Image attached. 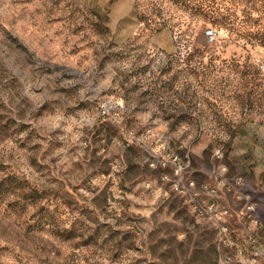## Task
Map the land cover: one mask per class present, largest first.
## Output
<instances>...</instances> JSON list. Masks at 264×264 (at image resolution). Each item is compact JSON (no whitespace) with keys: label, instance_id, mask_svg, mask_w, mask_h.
Wrapping results in <instances>:
<instances>
[{"label":"rangeland","instance_id":"obj_1","mask_svg":"<svg viewBox=\"0 0 264 264\" xmlns=\"http://www.w3.org/2000/svg\"><path fill=\"white\" fill-rule=\"evenodd\" d=\"M262 36L264 0H0V264H264Z\"/></svg>","mask_w":264,"mask_h":264},{"label":"built area","instance_id":"obj_2","mask_svg":"<svg viewBox=\"0 0 264 264\" xmlns=\"http://www.w3.org/2000/svg\"><path fill=\"white\" fill-rule=\"evenodd\" d=\"M207 38H208L210 43H215L218 40V33L215 30L210 29V30L207 31ZM245 208L250 214H253V213L256 212V203L249 200ZM201 209L204 210L205 212L216 213L217 217H219V218H221V216H225L228 213L227 210L226 211L225 210H220L218 208V205L214 201L213 202H209L205 206H202ZM262 256L264 257V253H262Z\"/></svg>","mask_w":264,"mask_h":264},{"label":"trees","instance_id":"obj_3","mask_svg":"<svg viewBox=\"0 0 264 264\" xmlns=\"http://www.w3.org/2000/svg\"><path fill=\"white\" fill-rule=\"evenodd\" d=\"M198 12L201 16L204 17V19L212 20L214 24L225 25L226 23H230L229 22L230 18H222V19L216 18L214 16V14H213L214 12L212 10L198 9ZM258 43L264 45V37L263 36L261 38H259Z\"/></svg>","mask_w":264,"mask_h":264}]
</instances>
